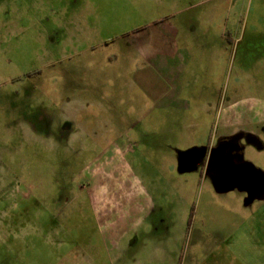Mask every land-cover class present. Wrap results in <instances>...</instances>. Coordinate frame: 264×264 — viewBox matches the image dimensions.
Segmentation results:
<instances>
[{
  "label": "rangeland",
  "instance_id": "374dc122",
  "mask_svg": "<svg viewBox=\"0 0 264 264\" xmlns=\"http://www.w3.org/2000/svg\"><path fill=\"white\" fill-rule=\"evenodd\" d=\"M159 3L0 0V264H264V200L246 204L244 192L215 189L218 179L225 181L227 161L249 164L264 175V130L212 139L207 150L218 122L195 112L186 90L181 100L191 111L179 126L188 133L166 148L152 144L141 128L161 118L138 90H124L126 104L129 100L131 110L145 106L147 117L133 110L131 117L116 119L119 133H106L102 122L97 126L91 98L116 105L121 91L113 93L105 78L97 85V74L109 71L108 62L92 69V58L101 62L121 55L120 35L160 15ZM203 9L216 16L213 23L206 19V48L217 49L218 33L226 28L221 40L227 52L220 60L215 53L200 54L197 66L185 74L206 79L209 94L227 108L245 102L264 110V0H211L192 14ZM89 39L94 46L114 43L85 53L79 45ZM62 111H73V126H85L76 143L67 144L60 133ZM197 125L200 130L193 134ZM130 136L138 157L124 158L132 189L157 210L126 235L117 225L123 236L106 243L93 211L97 215L103 199L99 187L110 184L92 182L96 171L90 169L101 164L110 144L121 147ZM187 144L192 147L181 149ZM153 145L157 149L148 148ZM216 149L221 159L211 158ZM175 150L192 152L179 173H170L161 164Z\"/></svg>",
  "mask_w": 264,
  "mask_h": 264
},
{
  "label": "crops",
  "instance_id": "0c3cea01",
  "mask_svg": "<svg viewBox=\"0 0 264 264\" xmlns=\"http://www.w3.org/2000/svg\"><path fill=\"white\" fill-rule=\"evenodd\" d=\"M210 1L198 0L195 3L188 0H165V3H163L161 0V4H156L160 15L120 35L119 38L124 39L123 44L125 45L121 48V55L106 57L101 61L102 63L98 61V56L92 58V69L100 70V66L104 62H108L106 66H108L107 70L110 71H107L104 77L97 74V85H100L99 79L105 78L114 87L113 93L115 92L117 95V92L121 91V95L119 93L121 99L116 105L114 100H112L113 102L108 100L109 102L105 106L99 103L98 98L97 100L91 98V103L96 104L95 117L99 119L95 121L98 128H101L99 123L102 122L101 126L106 128V133H119L116 119L131 117L130 112L133 110L134 112L138 111L140 117H147L145 106L131 110V105L128 104L129 100L126 104L125 94L130 90H138L144 99H148L151 110L156 113V118H161L160 122L157 121L158 124L152 127L141 126L140 123L138 125L143 128L144 133H147V137H150L152 144H158V148H166L167 146L164 145L173 141L176 136H183L185 132L188 133L186 127L179 126V120L191 111L189 104L181 100L182 91L186 90L189 93L194 111L200 112L201 117L208 118L212 116L218 122L215 137L210 136L207 139V150L210 145L212 146V139L227 138L239 130H243L249 135L262 133L264 130V110L260 111L255 106L245 102L239 105L233 104L227 108L220 98L209 94L206 89V79L203 78L204 81H200L196 72L195 77H192V73L190 77L185 74L187 68L192 70L190 65L197 66V60L201 57L200 54L215 53V59L220 60L221 54L227 52L225 44L222 42L226 40V34L228 33L226 28L218 33L219 41L214 45L217 49L206 48V36L208 35L206 19H208V23H213L216 18L215 11L211 10L206 13V9H203L196 17L192 14L196 8L203 7ZM102 43L94 46L89 39L80 42L79 49H83L85 53L90 51L93 53L102 47L108 48L109 45L114 43V40L111 39ZM124 90L127 91L125 94ZM71 113L73 111H62L60 117L61 122L68 123L70 126L63 133L67 144L78 142L82 131L85 132V126H73ZM104 117L108 119L105 123ZM124 127L123 130H126L127 133L131 132L129 134H132L134 132L129 128L128 130L124 129ZM199 127L197 125L193 134L200 130ZM73 134L76 136L72 137ZM131 137L127 140L123 139L124 145H121V147L110 144L105 151L101 164L90 169L92 172L96 171L92 175V182L99 184L108 180L106 182L110 184L99 187L101 195L98 198L102 197L104 200L97 202L99 204L97 215L93 211L101 223V231L105 230L106 232V236L104 235L106 243L126 235L127 231L135 229L147 220L152 211L157 210L146 195L132 189L134 181H130L132 180L130 167L124 162V158L127 156L130 157H128L130 161L133 158H138ZM188 137L185 138L186 141ZM191 141H194L193 137ZM154 147L156 148L154 145L148 148L153 150ZM191 147L192 145L187 144L183 145L181 149L188 150ZM193 148H196V146ZM177 153L178 151L175 154L172 153V155H165L167 157L164 156V159H167L166 163L162 161L161 165L170 169V173L174 170L175 173L178 172ZM165 167H162V169L166 170ZM134 190L135 193H133ZM101 213L103 214L101 215ZM117 225L124 227L123 235L116 233ZM102 233L105 234L103 231Z\"/></svg>",
  "mask_w": 264,
  "mask_h": 264
},
{
  "label": "water",
  "instance_id": "95a60500",
  "mask_svg": "<svg viewBox=\"0 0 264 264\" xmlns=\"http://www.w3.org/2000/svg\"><path fill=\"white\" fill-rule=\"evenodd\" d=\"M192 151L186 154H178V173L184 167L185 160ZM211 158L221 159L219 149L211 152ZM224 180L218 179L216 183L217 192H228L237 190L247 194L246 204L254 200H264V175L249 164L233 165L227 161L223 166Z\"/></svg>",
  "mask_w": 264,
  "mask_h": 264
},
{
  "label": "flooded vegetation",
  "instance_id": "af4514ba",
  "mask_svg": "<svg viewBox=\"0 0 264 264\" xmlns=\"http://www.w3.org/2000/svg\"><path fill=\"white\" fill-rule=\"evenodd\" d=\"M69 124L68 123H63V126H62V131L60 133H64L66 132L67 129H69Z\"/></svg>",
  "mask_w": 264,
  "mask_h": 264
}]
</instances>
